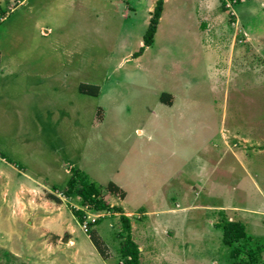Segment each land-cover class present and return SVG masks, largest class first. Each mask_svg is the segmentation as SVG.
I'll return each mask as SVG.
<instances>
[{
  "label": "rangeland",
  "instance_id": "1",
  "mask_svg": "<svg viewBox=\"0 0 264 264\" xmlns=\"http://www.w3.org/2000/svg\"><path fill=\"white\" fill-rule=\"evenodd\" d=\"M154 2L0 0V264L122 263L119 213L65 196L72 168L141 264H238L222 215L264 264V0H163L135 55Z\"/></svg>",
  "mask_w": 264,
  "mask_h": 264
},
{
  "label": "trees",
  "instance_id": "2",
  "mask_svg": "<svg viewBox=\"0 0 264 264\" xmlns=\"http://www.w3.org/2000/svg\"><path fill=\"white\" fill-rule=\"evenodd\" d=\"M237 3L239 0H233ZM221 10H225L224 2L221 3ZM163 7V0H155L153 8L150 12L146 29L142 36V45L135 53L138 55L142 50L152 43L153 35L156 30L158 20L160 18ZM77 90L80 93H86L89 95L96 96L99 91V87L96 84L91 83H79L77 85ZM160 100L166 104H170V95L166 92L160 94ZM1 157H3L1 155ZM80 170L76 168L71 169V175L66 181V189L64 190V195L69 196L74 194L79 196L82 202L90 203L97 207L98 209L112 210L113 212L119 213L120 221V243L118 246V253L121 259H123L121 264H141L139 260L140 251L138 245L133 241L130 232V221L129 217L122 212L119 206L110 205L106 201H103L100 196V191L97 186L92 182H87L85 179L80 178ZM106 189L111 193H118L121 197H124L125 192L112 181H108L106 184ZM54 199L58 200L56 196L51 195ZM74 214L79 222L83 221V215L81 212L75 211ZM224 214V213H223ZM215 226L221 229V243L229 246V256L231 258L239 259L238 264H254L253 256L247 251L245 256H241L242 249L239 247L238 243L241 241H246L247 238L243 224L237 220H229L225 215H222V219L215 223ZM88 237L98 251L99 254L105 256L103 240L99 238V235L95 230H90Z\"/></svg>",
  "mask_w": 264,
  "mask_h": 264
},
{
  "label": "water",
  "instance_id": "3",
  "mask_svg": "<svg viewBox=\"0 0 264 264\" xmlns=\"http://www.w3.org/2000/svg\"><path fill=\"white\" fill-rule=\"evenodd\" d=\"M66 237H67V236L65 235V236L63 237L62 241H66Z\"/></svg>",
  "mask_w": 264,
  "mask_h": 264
},
{
  "label": "crops",
  "instance_id": "4",
  "mask_svg": "<svg viewBox=\"0 0 264 264\" xmlns=\"http://www.w3.org/2000/svg\"><path fill=\"white\" fill-rule=\"evenodd\" d=\"M0 79H1V75H0ZM1 90V89H0ZM6 92V91H5ZM3 93H4V91H3ZM6 94V93H5ZM220 241H221V236H220Z\"/></svg>",
  "mask_w": 264,
  "mask_h": 264
}]
</instances>
